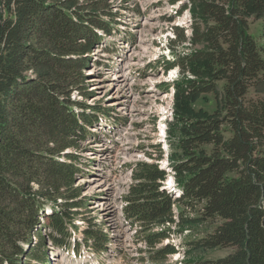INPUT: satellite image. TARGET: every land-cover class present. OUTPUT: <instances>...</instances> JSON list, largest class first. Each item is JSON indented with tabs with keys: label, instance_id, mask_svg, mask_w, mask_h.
Wrapping results in <instances>:
<instances>
[{
	"label": "trees",
	"instance_id": "16d2710c",
	"mask_svg": "<svg viewBox=\"0 0 264 264\" xmlns=\"http://www.w3.org/2000/svg\"><path fill=\"white\" fill-rule=\"evenodd\" d=\"M107 1L0 0V264H47L48 243L77 253L81 246L97 255L107 250V233L93 224L71 244L88 200L70 152L93 135L103 113L70 96H90L81 71L111 34L102 19L111 16ZM189 3L191 49L157 59L164 73L177 67L182 74L164 83V92L174 89L168 130L180 135L169 144L171 173L156 162L136 163L123 216L154 247L169 236L153 230L175 223L174 205L199 204L200 221L218 223L192 243L230 252L160 264H264V0ZM252 21L262 23L261 45L249 33ZM207 94L217 104L212 114L192 106ZM169 174L175 198L162 187ZM176 252L165 244L153 254L164 261Z\"/></svg>",
	"mask_w": 264,
	"mask_h": 264
},
{
	"label": "rangeland",
	"instance_id": "374dc122",
	"mask_svg": "<svg viewBox=\"0 0 264 264\" xmlns=\"http://www.w3.org/2000/svg\"><path fill=\"white\" fill-rule=\"evenodd\" d=\"M107 6L111 16L102 19L110 23L111 34L91 52L87 69L81 71L87 78L83 90L90 96L85 98L79 91H73L70 96L72 101L98 104L103 113L95 116L96 122L90 128L93 135L70 152L78 157L77 167L81 172L76 185L82 188L81 197L88 200L86 208L78 209L75 220L78 229H71V244L81 242L82 231L92 224L107 233L109 242L106 252L99 255L83 246L77 253L48 243L46 262L160 264L196 259L200 263L224 256L230 249H203L192 243L218 223L200 221L199 204L174 205L175 223L153 230L159 232L165 228L169 236L154 247L146 244L144 230L123 216L134 165L158 160L161 164L170 152L169 144L180 136L168 130L174 89L169 87L164 92V83L182 74L177 67L164 73L157 59L161 55L170 59L172 52L181 54L191 49L187 40L192 25L189 0H108ZM249 33L262 44L261 21H252ZM178 36L183 40L179 41ZM249 97H254L252 90ZM192 106L209 114L217 109L212 94L200 96ZM165 244L174 246L177 252L164 261L155 260L153 253Z\"/></svg>",
	"mask_w": 264,
	"mask_h": 264
},
{
	"label": "bare ground",
	"instance_id": "6f19581e",
	"mask_svg": "<svg viewBox=\"0 0 264 264\" xmlns=\"http://www.w3.org/2000/svg\"><path fill=\"white\" fill-rule=\"evenodd\" d=\"M170 183H171V179H170Z\"/></svg>",
	"mask_w": 264,
	"mask_h": 264
}]
</instances>
